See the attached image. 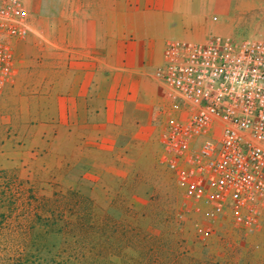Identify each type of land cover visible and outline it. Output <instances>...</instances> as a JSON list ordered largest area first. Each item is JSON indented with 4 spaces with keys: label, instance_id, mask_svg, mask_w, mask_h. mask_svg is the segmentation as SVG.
<instances>
[{
    "label": "rangeland",
    "instance_id": "rangeland-1",
    "mask_svg": "<svg viewBox=\"0 0 264 264\" xmlns=\"http://www.w3.org/2000/svg\"><path fill=\"white\" fill-rule=\"evenodd\" d=\"M223 1L231 36L264 39V0ZM62 2L28 1L0 90V264H264V205L252 223L213 213L166 164L161 58L130 48L83 91L57 52Z\"/></svg>",
    "mask_w": 264,
    "mask_h": 264
},
{
    "label": "built area",
    "instance_id": "built-area-1",
    "mask_svg": "<svg viewBox=\"0 0 264 264\" xmlns=\"http://www.w3.org/2000/svg\"><path fill=\"white\" fill-rule=\"evenodd\" d=\"M27 2L0 0V90L11 43L30 30ZM151 72L172 102L164 158L184 192L255 222L264 205V39H169Z\"/></svg>",
    "mask_w": 264,
    "mask_h": 264
},
{
    "label": "crops",
    "instance_id": "crops-1",
    "mask_svg": "<svg viewBox=\"0 0 264 264\" xmlns=\"http://www.w3.org/2000/svg\"><path fill=\"white\" fill-rule=\"evenodd\" d=\"M223 2L63 0L55 20L56 45L62 50L57 52L62 60H71L75 85L85 91L95 77H110L112 67L127 66L130 48L134 47L139 53L137 59L146 64L161 58V46L169 39L203 42L213 34L231 36L234 30L244 31L237 27L233 10L225 8ZM28 18L31 30L36 20L29 14ZM128 36L136 41H127ZM17 46L18 41L13 40V53Z\"/></svg>",
    "mask_w": 264,
    "mask_h": 264
}]
</instances>
